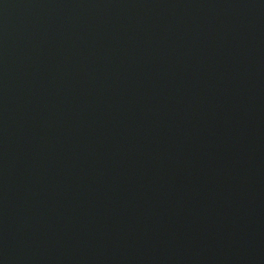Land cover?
<instances>
[{"label":"water","instance_id":"water-1","mask_svg":"<svg viewBox=\"0 0 264 264\" xmlns=\"http://www.w3.org/2000/svg\"><path fill=\"white\" fill-rule=\"evenodd\" d=\"M0 264H264V0H0Z\"/></svg>","mask_w":264,"mask_h":264}]
</instances>
